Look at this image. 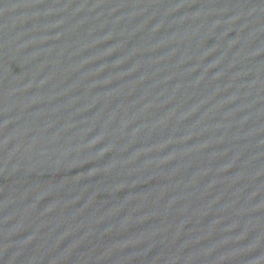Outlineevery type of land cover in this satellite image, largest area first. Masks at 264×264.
Instances as JSON below:
<instances>
[{
    "label": "water",
    "instance_id": "95a60500",
    "mask_svg": "<svg viewBox=\"0 0 264 264\" xmlns=\"http://www.w3.org/2000/svg\"><path fill=\"white\" fill-rule=\"evenodd\" d=\"M0 264H264V0H0Z\"/></svg>",
    "mask_w": 264,
    "mask_h": 264
}]
</instances>
